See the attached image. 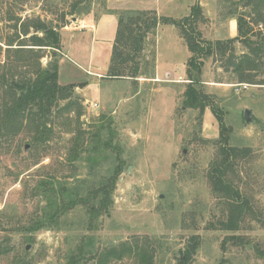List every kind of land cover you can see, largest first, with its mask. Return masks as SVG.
I'll use <instances>...</instances> for the list:
<instances>
[{"label": "rangeland", "instance_id": "rangeland-1", "mask_svg": "<svg viewBox=\"0 0 264 264\" xmlns=\"http://www.w3.org/2000/svg\"><path fill=\"white\" fill-rule=\"evenodd\" d=\"M197 1L0 0V37L12 35L25 18L59 25L65 14L68 24L89 16L118 21L117 12L123 10H155L179 20L190 14ZM201 2L207 18L200 29L207 40L228 39L227 18L236 11L234 4L240 12L248 16L250 12L245 0ZM73 7L76 13L68 14ZM252 22L253 39L264 42V27ZM113 31V25H103L100 37ZM153 36L154 46L141 52L146 76L111 79L105 75L93 79L86 90L82 89L87 79L84 65L68 52L60 65L59 81L79 85L75 96L84 107L83 115L78 119L79 104L75 111L58 112L54 132L43 143L34 144L24 130L9 145L0 146V250H6L0 254V264H17L20 257L30 264H69L79 245L88 240L92 244L87 249L97 250L147 238L156 249V264H176L180 249L195 235L200 245L193 264H264L257 252L264 247V87L256 84L237 92L232 85L242 82L226 68L227 60L205 59L201 88L224 110L230 144L250 150L229 174L249 202V208L239 214V229L229 231L221 224L228 216L227 199L214 193L208 176L219 156L218 119L210 108L202 116L199 110L184 106L188 81L182 73L191 52L179 28L162 23ZM235 47L234 54L243 49L240 42ZM4 56L0 51V61ZM261 57L259 78L264 75V51ZM48 60V56L42 59L44 66ZM246 108L253 119L247 125ZM79 127L84 144L73 164L69 154ZM118 163L123 171L107 213L91 218L78 206L58 224L31 230L48 211L43 185L36 190L41 181L55 178L65 186L82 185L88 191L111 175ZM232 235L236 239L228 238ZM90 253L78 264H94ZM111 264L137 262L127 257Z\"/></svg>", "mask_w": 264, "mask_h": 264}, {"label": "trees", "instance_id": "trees-1", "mask_svg": "<svg viewBox=\"0 0 264 264\" xmlns=\"http://www.w3.org/2000/svg\"><path fill=\"white\" fill-rule=\"evenodd\" d=\"M244 5L250 9L249 16L240 12L237 4H234L236 11L231 15L237 20V35L216 41L203 37L200 26L206 22V17L199 0L192 6L190 14L179 20L160 16L155 10L117 12L116 36L106 74V77L111 79H137L146 76L148 72L146 69L143 70L141 52L156 43L153 35H156L159 24L173 23L179 28L181 38L191 52L186 63L188 82L184 93V106L199 110L202 116L206 109L210 108L219 123L220 137L217 141L219 156L212 163L208 176L214 193L227 199L228 216L221 224L229 231L239 229V214L249 208L248 199L233 185L229 174L250 150L248 147L230 144V131L224 118V110L213 103L211 96L201 88V85L205 59L213 56L225 58L226 68L236 74L240 82L264 85V75L259 78L264 42L255 41L256 39L252 37L255 32L253 19L254 23L264 27V0H245ZM76 10L77 7H73L68 14L73 15ZM66 16L67 14L59 25L40 18H25L20 27L15 26L12 35L0 37V42L6 46L3 49V45L0 44V51H4L5 55V59L0 61V146L2 147L16 140L24 130L29 131L34 144L43 143L49 140L54 132L53 121L58 112L74 110L79 104L78 119L84 113V107L75 96V89L79 85L62 84L59 81L61 29L68 24ZM237 42L243 45V49L240 53L234 54ZM45 56H48L49 60L44 66L42 59ZM83 144L84 134L79 127L74 131L69 163L74 164L80 159ZM122 171L123 167L119 163L116 164L110 171L111 175L99 180L88 191L83 190L82 185L65 186L55 178L41 181L36 190L43 185V194L48 199V211L43 218L32 224L31 230L37 231L53 223L58 224L65 214L78 206H83L91 218L107 213L113 204V191ZM228 238L233 240L236 236L232 235ZM91 244L92 242L88 240L79 245L78 252L73 255L69 264H78V259L82 261L88 252H91L89 257L94 260V264H111L113 261L127 257L135 258L137 264H156V249L149 238L134 243L125 240L97 250H88V245ZM199 245V236H193L186 246L180 249L176 264H193ZM4 251L6 250H0V254ZM257 252L264 258V247H258ZM17 264H30V261L20 257Z\"/></svg>", "mask_w": 264, "mask_h": 264}, {"label": "crops", "instance_id": "crops-1", "mask_svg": "<svg viewBox=\"0 0 264 264\" xmlns=\"http://www.w3.org/2000/svg\"><path fill=\"white\" fill-rule=\"evenodd\" d=\"M200 4L204 6L201 0ZM227 19V38H233L238 33L237 20L234 16H229ZM103 25H113V34L100 37ZM116 30L117 20L110 16H103L99 19L92 16L78 18L76 22L73 21L63 27L61 29L62 57L59 62V77L61 62L68 52L84 65L83 72L86 74L87 79L82 81L84 83L83 90L91 86L93 79L105 77L111 62ZM183 74H186V67Z\"/></svg>", "mask_w": 264, "mask_h": 264}, {"label": "water", "instance_id": "water-1", "mask_svg": "<svg viewBox=\"0 0 264 264\" xmlns=\"http://www.w3.org/2000/svg\"><path fill=\"white\" fill-rule=\"evenodd\" d=\"M244 118H245L246 125L249 124L253 120L252 119V112L249 108H246L244 110ZM27 147H28V145H26V148ZM128 170H130V167ZM161 197H163V195H161Z\"/></svg>", "mask_w": 264, "mask_h": 264}, {"label": "built area", "instance_id": "built-area-1", "mask_svg": "<svg viewBox=\"0 0 264 264\" xmlns=\"http://www.w3.org/2000/svg\"><path fill=\"white\" fill-rule=\"evenodd\" d=\"M250 86L251 85L248 83H238V84L232 85V87H234L237 92L244 90V89H248Z\"/></svg>", "mask_w": 264, "mask_h": 264}]
</instances>
